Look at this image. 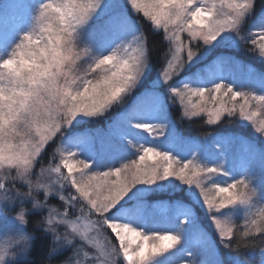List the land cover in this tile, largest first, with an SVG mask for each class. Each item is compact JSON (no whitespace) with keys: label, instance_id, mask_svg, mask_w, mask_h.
I'll return each instance as SVG.
<instances>
[{"label":"snow or ice","instance_id":"6c2138e0","mask_svg":"<svg viewBox=\"0 0 264 264\" xmlns=\"http://www.w3.org/2000/svg\"><path fill=\"white\" fill-rule=\"evenodd\" d=\"M125 2L128 10L117 0H43L32 30L10 54L0 56V190L7 193L6 182L16 181L29 189L14 199L5 195L0 221L9 219L3 209L10 202L33 191L53 195L69 184L84 203L75 221L67 220L65 213L60 223L70 225L69 235L82 243L75 246L68 236L61 237L51 227L54 221L47 219V231L53 234L49 257L66 246H72L74 256L82 252L87 256L86 243L95 249L90 264H177L174 250L183 253L178 264H194L191 257L211 246L199 222L183 202L149 203L145 194L186 186L184 190L206 210L219 243L228 248L235 222L224 218L223 210L264 205V180L254 184L247 164L230 159L233 144L248 156L257 154L255 146L242 138L216 134L207 142L219 149L190 147L186 155L178 151L193 142L177 131L169 100L183 108L181 119L205 115L206 124L217 125L226 117H238L264 139V71L215 55L180 79L220 47L250 46L264 62V15L253 18L258 0ZM131 10L142 14L167 42L156 57L159 73L152 87L136 95L133 92L152 71L154 46L148 45L147 35L128 14ZM97 19L101 22L94 24ZM81 40L86 41L82 50ZM194 41L200 43L193 45ZM194 46L201 50L193 51ZM84 57L86 67L80 65ZM234 74L245 78L248 86L230 81ZM114 105L119 110L102 133L68 135L74 121L102 117ZM58 133L61 145L50 161L58 156L59 163L42 165L39 178L33 180L38 158ZM97 153H110V161L98 167ZM259 157L264 161V150ZM53 174L56 180L49 182ZM43 206L38 200L33 203V209ZM245 217L240 235L264 244V207L246 211ZM150 220L155 223L149 234L144 228ZM25 222L26 213L21 211L11 219V230L19 233ZM105 230L118 244L110 237L101 240Z\"/></svg>","mask_w":264,"mask_h":264},{"label":"trees","instance_id":"16d2710c","mask_svg":"<svg viewBox=\"0 0 264 264\" xmlns=\"http://www.w3.org/2000/svg\"><path fill=\"white\" fill-rule=\"evenodd\" d=\"M5 0H0V16L6 15L7 20L1 25V29H5L7 32H12L14 30L16 36L6 44V51L3 52L5 54H10L12 49L15 47V44L19 43L22 39L23 35L32 30L35 26L36 16L38 15V5L43 0H23L18 5L19 8H23L26 6L24 11H16L15 14L11 12V9H6ZM18 0H16L17 2ZM259 7L256 8L255 17L260 15H264V0H258ZM125 10H128V6L125 3L122 5ZM12 13V14H11ZM133 12L129 11V15ZM139 17L138 22L148 37V45L153 47V62H152V71L150 74H147V79H145L142 86L147 87L148 84L151 83L150 80L157 78L159 73V61L156 60V57L159 55V52L165 48L166 41L163 40V35L160 32H153L150 23L141 15L137 14ZM15 16L16 18H13ZM20 22V23H19ZM22 23V24H21ZM16 25L20 26V29H16ZM186 56V53H184ZM215 55H224L227 57H232L242 63L248 64L252 67V69L257 72L264 71V62L257 57V55L250 50V46H241V47H220L217 48L211 53L206 59L205 62L203 60L194 63L190 66L185 73L181 74L180 79L185 78L191 74V72L195 69H198L203 66L207 60L211 59ZM156 80V79H155ZM154 80V81H155ZM138 86L137 90L133 92V95L141 93V87ZM163 89V88H162ZM166 94V88L163 89ZM117 106L111 109L108 113L110 118L113 119L115 117L117 110ZM183 109L179 104L170 103L169 114L172 120L175 121L177 131L184 137L190 138L192 140L191 145H185L189 147H195L197 151L200 149L206 148L207 150H211L208 146L210 142H207V137L219 134L220 136L226 137H240L243 139L254 140L256 143L261 144L259 139L256 136V131L254 127L249 124L243 122V120L238 117H226L222 119V121L217 125H209L206 124V117L201 115L199 117H193L191 120L184 118L181 119ZM78 130L79 132H86L87 130L91 131H104L106 129V121L103 117L93 118L87 120L83 124L74 125L72 128L68 129V135L72 136L75 133L72 129ZM60 134L56 136V138L50 142L42 156L39 158V162L35 165L33 169V180L38 179V172L40 167L43 165L47 167L49 163H58V156L55 161H50V157L53 151L60 147ZM12 174L15 175V171H12ZM56 175L53 174L49 177V182H54L56 180ZM7 184V193L3 190H0V195L5 197L7 195L10 199H14L17 197L18 193L28 192V187L21 181L6 182ZM67 185V184H65ZM186 186H182L180 190H165V191H151L145 195L146 200L149 203H160V202H183L187 207H190L194 213L196 214V219L201 225V228L206 233H211L210 237L215 245L219 247V257L221 264H259L262 260L261 255L264 254V244H261L260 239H253L252 237L244 238L240 235L242 232V226L245 224V220L241 217H237L234 225V235L232 241L230 242V247L225 248L222 244L219 243V235L215 232L212 226L209 224V220L205 214V210L197 204L190 194L184 189ZM72 190H69L66 186V190L63 191L64 199L61 200L59 193L54 192L53 195L45 196L43 190L33 191L31 196L29 197H21L19 200H15L14 202H10L5 210L10 214H20L21 211L27 214L26 219L28 220L26 226V232L28 235L32 237L31 246L28 250L29 256L25 259H20L16 261L14 264H69L71 262H75L77 260L83 261L82 256H74L72 246H66L61 248L54 256L49 257L48 253L53 247V234L47 231V219L50 218L49 213L52 214L55 211H68L67 216L69 215H77L79 213L80 207L83 205V201L79 198L72 201L71 193ZM40 201L43 207L33 209V203L35 201ZM71 201V203H69ZM73 211L71 208L74 207ZM259 204V203H258ZM261 205V204H259ZM74 213V214H73ZM64 215V214H63ZM96 218V217H93ZM155 221H149L144 230L150 232L153 228ZM65 229L66 228H60ZM107 237L109 234L106 233ZM61 237L69 236L67 233H63L60 235ZM237 241H241L239 247H237ZM74 242V241H73ZM73 245L76 246L75 243ZM86 246V244H85ZM84 251L88 253V246L84 248ZM179 255H183L182 252H178ZM88 255V254H87ZM83 264H90V260L86 259ZM264 258V257H263ZM261 263V262H260ZM199 264V262L195 263Z\"/></svg>","mask_w":264,"mask_h":264},{"label":"rangeland","instance_id":"374dc122","mask_svg":"<svg viewBox=\"0 0 264 264\" xmlns=\"http://www.w3.org/2000/svg\"><path fill=\"white\" fill-rule=\"evenodd\" d=\"M23 0H18L16 2V0H5L4 2H6V9H11V12H13L15 14L16 11H24L26 9V6L23 7V8H19V4L22 2ZM43 2V1H41ZM40 2V3H41ZM117 2L120 4V5H124L126 2L125 0H117ZM24 3V1H23ZM128 8V7H127ZM131 12H133L130 16L132 17L133 20H135L138 24V15L137 14H140V13H136L134 10H131ZM12 14V13H11ZM142 15V14H141ZM13 18H16L15 16H13ZM7 20V17L6 15H1L0 16V56L3 55V52L6 51L7 49L6 48V44L9 43L10 41H12V39L16 36V33L15 31L17 30H14L12 32H7L5 29H1V25ZM101 20L100 19H97L96 21H94L93 23L94 24H98L100 23ZM20 23V22H19ZM22 24V23H21ZM140 26V24H139ZM95 27V25H93V28ZM141 27V26H140ZM16 29H20V26L19 25H16ZM92 29H89V31H91ZM129 39H131L129 37ZM184 39L187 41L188 40V37H187V34H184ZM193 45H196V44H199L200 42L199 41H194L192 42ZM86 45V41L84 40H81L80 42H78V48L79 49H83ZM201 49H198L197 47H193V51H200ZM87 57H84L81 61H80V65L82 67H86L87 66ZM206 60H203V62H205ZM201 68V67H200ZM200 68L198 69H195L193 71H197L199 70ZM192 71V72H193ZM147 76V74H146ZM186 78V77H185ZM185 78H182V79H185ZM156 79V78H155ZM150 80L151 83L148 84L147 87L145 86H142L141 87V93L145 92L147 89H150L153 85V82L154 80ZM228 79L230 81H233L236 83V85L238 87H247L248 86V83H247V80L243 77H241L239 74H234V75H231L228 77ZM145 80L142 81V84L144 83ZM140 86V85H138ZM258 87V86H257ZM164 89V88H163ZM163 89H159L162 93H164ZM245 90H247V88H245ZM140 94V93H139ZM170 103L171 101L169 100V108H170ZM114 107V106H113ZM183 109V108H182ZM117 110H119L117 108ZM111 111V110H110ZM109 111V112H110ZM109 112L105 113L102 117L103 119L106 121V129L110 126V123L113 119L110 118L109 116ZM205 116V115H203ZM206 117V116H205ZM98 118V117H97ZM207 118V117H206ZM89 119H93V118H81V123L79 124H83L84 122H87V120ZM245 122V121H243ZM247 123V122H245ZM248 124V123H247ZM74 125H77V123L74 121L73 122V126ZM72 128V127H71ZM70 129V128H69ZM105 129V130H106ZM75 133V135H86V134H100V132L98 131L99 129H97L96 131H91V130H87L86 132H79L78 130L75 129H72ZM68 132H70L68 130ZM103 131H101L102 133ZM257 133V132H256ZM59 134V133H58ZM57 134V135H58ZM144 135H147V134H144ZM257 138L259 139V141L261 142V144H258L256 143L257 141H254V140H248V139H244L246 141H249L251 142L254 146H255V149H256V155L255 156H248L247 152L246 151H242L241 149V146L239 144H233L232 147L229 149V152H230V159L233 160V162H237V163H246L247 166L249 167V176L250 178L253 180V183L258 185L262 180H264V161H262L259 157V152L264 150V139H261L260 135L257 133L256 134ZM235 137V136H233ZM56 137L53 138V140L55 139ZM236 138H240V137H236ZM243 139V138H242ZM52 140V141H53ZM50 141V142H52ZM49 142V143H50ZM61 142V141H60ZM61 145V144H60ZM208 146L211 148V150L213 148H216V149H219V145H214L213 143H210V145L208 144ZM97 148H99V144H97ZM190 147L189 146H184L182 149H177L178 151H181V153L183 155H186L187 154V151ZM204 151H209L207 150L206 148H203ZM85 156H88L89 158H92V154L88 153V152H85L84 153ZM83 158V157H81ZM134 158V157H133ZM39 159V158H38ZM95 159H96V165L98 167H103L106 163H108L111 159V154L110 153H97L95 154ZM58 163H59V158H58ZM62 172H65L66 174V171L62 169ZM56 177V176H55ZM243 178V177H241ZM66 186L69 190H72L71 193H72V196L79 198L81 200V198L78 196V194L75 192V189L71 187V185L67 184V185H64L63 189L60 190V193H59V196L63 195L64 196V193L63 191L66 190ZM135 191V189L133 190ZM151 192V191H149ZM147 192V193H149ZM146 193V194H147ZM145 194V195H146ZM131 195V194H130ZM4 198L2 195H0V204H2L4 202ZM64 200L68 201L67 198H65ZM82 201V200H81ZM84 203V202H83ZM9 205V204H8ZM74 207L71 208V211L74 210L76 204H74ZM264 207V205H259L258 203L253 207V209H248V208H245L243 206H238L237 209H225L223 210V217L224 218H228L229 216L232 218V220L235 222L236 218L237 217H241L243 218L244 220L246 219L245 217V212L246 211H250L252 210L254 213L257 212L260 208ZM7 208V207H6ZM6 208L3 209L5 215L9 218L8 220L6 221H0V232H2L3 234H0V243H5L6 241H9V240H17L19 238L20 235H22L23 233H27L26 232V226H27V223L26 224H23V225H20V232L17 233L16 231H12V227L13 225L11 224V219L12 218H15L16 216H18L19 214H10L9 212H7V210H5ZM189 210L192 212L193 216L196 218V214L194 213V211L188 207ZM205 210V209H204ZM206 211V210H205ZM25 213V212H24ZM67 214L68 211H55L49 219H52L54 222L53 224L51 225L52 228L55 229V232L59 235L63 234V233H67L68 231V234H70L71 232V229H70V225L68 224H64V223H60V220L61 218L63 217V214ZM74 214V213H73ZM80 214H77V215H69L67 216V220L69 221H75L76 218L79 216ZM26 217H27V214H26ZM92 219H95L92 217ZM197 220V219H196ZM246 222V221H245ZM209 224L211 225V222L209 221ZM60 228H66L65 229H60ZM213 230L216 232L215 228L212 226ZM204 232V231H203ZM106 233L109 234V237H110V242L112 244H118V241H116V239L114 238V236H111L110 232H108L107 230H105V232L102 234V237H101V240L103 241L104 238H107V235ZM206 235H207V241L209 242V244L211 245L210 247H207L205 249V251L203 253H201L200 255H197V256H193L191 257V260L194 262V264L197 262H199V264H202V262L204 260H207L209 262V264H212L213 261L215 260H218L220 261V257H219V247L218 245H215L214 242L212 241L210 235L211 233H206L204 232ZM150 234V232H149ZM218 234V233H217ZM70 239H72L76 244V246H79L82 241L78 238V237H73L71 235H69ZM197 243H199V237H197V240H196ZM86 244V243H85ZM88 246V255H87V260H90V259H93L94 256H95V249H93L90 245H87L84 246V248H86ZM30 249V247H27L24 245H20V246H17L14 248V251L16 252V259L15 261L12 262V264H14L16 261L20 260V259H25L26 257L29 256V252L28 250ZM85 252V251H84ZM174 254L177 256V264H178V261L179 259L183 256V255H179L178 252H175L174 250ZM168 255V254H166ZM83 258H82V262L84 263L86 260H85V255L83 254V252L81 253V255ZM264 254L261 255V258L262 260L259 262V264H264ZM70 264H76L75 262H71ZM221 264V262H220Z\"/></svg>","mask_w":264,"mask_h":264},{"label":"clouds","instance_id":"9594fccd","mask_svg":"<svg viewBox=\"0 0 264 264\" xmlns=\"http://www.w3.org/2000/svg\"><path fill=\"white\" fill-rule=\"evenodd\" d=\"M31 239V236H29L27 233H23L17 239L18 242L15 244L5 245L4 243H0V264H12V262L15 261L17 255L14 251V248L24 244H27L28 247H30Z\"/></svg>","mask_w":264,"mask_h":264}]
</instances>
